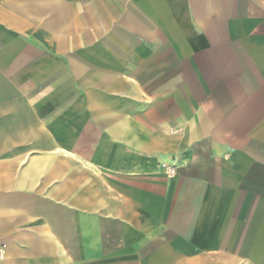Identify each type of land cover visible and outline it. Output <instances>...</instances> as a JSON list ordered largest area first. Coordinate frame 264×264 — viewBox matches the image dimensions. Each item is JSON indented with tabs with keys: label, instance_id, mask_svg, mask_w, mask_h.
Returning a JSON list of instances; mask_svg holds the SVG:
<instances>
[{
	"label": "crops",
	"instance_id": "crops-1",
	"mask_svg": "<svg viewBox=\"0 0 264 264\" xmlns=\"http://www.w3.org/2000/svg\"><path fill=\"white\" fill-rule=\"evenodd\" d=\"M0 264H264V0H0Z\"/></svg>",
	"mask_w": 264,
	"mask_h": 264
},
{
	"label": "built area",
	"instance_id": "built-area-1",
	"mask_svg": "<svg viewBox=\"0 0 264 264\" xmlns=\"http://www.w3.org/2000/svg\"><path fill=\"white\" fill-rule=\"evenodd\" d=\"M160 167L164 176L173 177L176 176L178 172V161L175 160L172 163H162Z\"/></svg>",
	"mask_w": 264,
	"mask_h": 264
}]
</instances>
